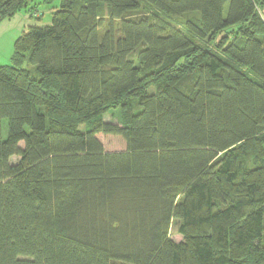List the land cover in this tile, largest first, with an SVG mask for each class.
<instances>
[{
  "label": "trees",
  "instance_id": "16d2710c",
  "mask_svg": "<svg viewBox=\"0 0 264 264\" xmlns=\"http://www.w3.org/2000/svg\"><path fill=\"white\" fill-rule=\"evenodd\" d=\"M144 2L60 0L0 66V264H264V0Z\"/></svg>",
  "mask_w": 264,
  "mask_h": 264
},
{
  "label": "rangeland",
  "instance_id": "374dc122",
  "mask_svg": "<svg viewBox=\"0 0 264 264\" xmlns=\"http://www.w3.org/2000/svg\"><path fill=\"white\" fill-rule=\"evenodd\" d=\"M147 11L152 9L147 8L144 0H140ZM60 0H30L28 6L13 17L0 21V66L11 64V59L14 55L15 41L28 30L29 26L45 27L52 24L53 14L57 10ZM179 24V23H178ZM30 70L36 77L39 74L35 67ZM121 112L119 109H114L112 112L104 115L103 120L106 122H120ZM86 126H82L81 130L85 131ZM8 136V121H2V137L7 139ZM102 142L107 152L126 151V141L120 136L114 135H97ZM19 159L12 158V162L16 163ZM170 238L175 242H181L183 237L178 233V223L174 222L170 228Z\"/></svg>",
  "mask_w": 264,
  "mask_h": 264
},
{
  "label": "crops",
  "instance_id": "0c3cea01",
  "mask_svg": "<svg viewBox=\"0 0 264 264\" xmlns=\"http://www.w3.org/2000/svg\"><path fill=\"white\" fill-rule=\"evenodd\" d=\"M262 16H263V18H264V9L262 10Z\"/></svg>",
  "mask_w": 264,
  "mask_h": 264
}]
</instances>
